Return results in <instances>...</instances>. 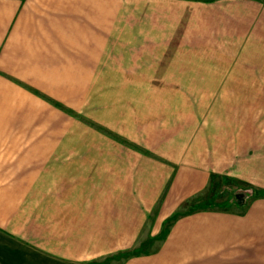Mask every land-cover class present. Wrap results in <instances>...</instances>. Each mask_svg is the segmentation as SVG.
Returning a JSON list of instances; mask_svg holds the SVG:
<instances>
[{"label":"crops","instance_id":"1","mask_svg":"<svg viewBox=\"0 0 264 264\" xmlns=\"http://www.w3.org/2000/svg\"><path fill=\"white\" fill-rule=\"evenodd\" d=\"M257 59L264 0H0V264H264V194L182 211L264 190Z\"/></svg>","mask_w":264,"mask_h":264},{"label":"rangeland","instance_id":"2","mask_svg":"<svg viewBox=\"0 0 264 264\" xmlns=\"http://www.w3.org/2000/svg\"><path fill=\"white\" fill-rule=\"evenodd\" d=\"M247 61L259 63L261 66H264V59ZM243 126L245 129V142L250 141L247 139H251V137L254 141H257L255 140L257 138L254 139L252 136L253 131L251 130V126H253V124L251 125L244 123ZM261 130H264V128H261ZM262 134L264 133L262 132ZM262 140L263 139L260 138V146ZM263 194V189L255 187L249 183H241L235 181L234 179L220 178V180H217L213 183L209 191L199 197L194 198L192 201H190V203L187 204L185 210L182 211L186 213V211L189 209L194 208L236 209L238 202L246 203L249 199L253 198V195Z\"/></svg>","mask_w":264,"mask_h":264},{"label":"trees","instance_id":"3","mask_svg":"<svg viewBox=\"0 0 264 264\" xmlns=\"http://www.w3.org/2000/svg\"><path fill=\"white\" fill-rule=\"evenodd\" d=\"M258 195H253V197H257ZM238 205H245V203H240V202H238ZM196 208H194V209H189L188 211H186V213H189V212H191V211H193V210H195ZM182 212H180V213H178V214H181ZM184 213V212H183Z\"/></svg>","mask_w":264,"mask_h":264}]
</instances>
